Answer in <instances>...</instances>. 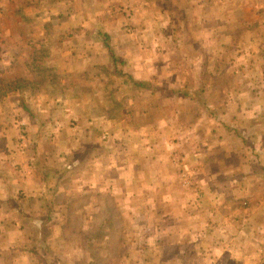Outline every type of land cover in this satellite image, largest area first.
Masks as SVG:
<instances>
[{
    "label": "crops",
    "instance_id": "obj_1",
    "mask_svg": "<svg viewBox=\"0 0 264 264\" xmlns=\"http://www.w3.org/2000/svg\"><path fill=\"white\" fill-rule=\"evenodd\" d=\"M116 1L0 0V264H264V0Z\"/></svg>",
    "mask_w": 264,
    "mask_h": 264
},
{
    "label": "rangeland",
    "instance_id": "obj_2",
    "mask_svg": "<svg viewBox=\"0 0 264 264\" xmlns=\"http://www.w3.org/2000/svg\"><path fill=\"white\" fill-rule=\"evenodd\" d=\"M122 2L124 1L117 0L115 6L117 11L120 13L123 12L124 14L123 13L122 14L126 17L127 9H130V7H127L126 4ZM133 3L136 7L135 12H137V9L139 7L143 6V3H145L144 6L153 7L155 5L158 9L162 10L161 13L156 15L153 13H149L147 20H149V22H153V18L159 15L161 18L159 24V31L162 33L164 31L165 32L164 35L169 37H171L172 35H177V36L182 35L181 31L175 32V29L178 28L185 31L186 30L185 24H187L188 27V23H190L191 21L192 22L200 21L202 19L201 17L203 16V14L201 13L189 12L190 10L189 5L192 4L191 0H135L133 1ZM230 4L232 5V3ZM215 16L216 14L213 13L214 18ZM136 19H137V14H135L133 21L132 20L131 21L135 24ZM133 32L134 31L132 30L129 33H133Z\"/></svg>",
    "mask_w": 264,
    "mask_h": 264
},
{
    "label": "built area",
    "instance_id": "obj_3",
    "mask_svg": "<svg viewBox=\"0 0 264 264\" xmlns=\"http://www.w3.org/2000/svg\"><path fill=\"white\" fill-rule=\"evenodd\" d=\"M129 17H131V13H129Z\"/></svg>",
    "mask_w": 264,
    "mask_h": 264
},
{
    "label": "trees",
    "instance_id": "obj_4",
    "mask_svg": "<svg viewBox=\"0 0 264 264\" xmlns=\"http://www.w3.org/2000/svg\"><path fill=\"white\" fill-rule=\"evenodd\" d=\"M135 83H137V82H135Z\"/></svg>",
    "mask_w": 264,
    "mask_h": 264
}]
</instances>
